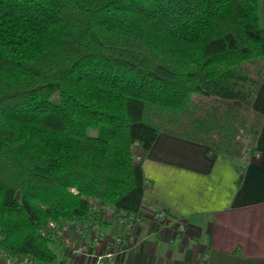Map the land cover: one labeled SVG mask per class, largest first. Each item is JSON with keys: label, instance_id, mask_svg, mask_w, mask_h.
I'll use <instances>...</instances> for the list:
<instances>
[{"label": "trees", "instance_id": "obj_1", "mask_svg": "<svg viewBox=\"0 0 264 264\" xmlns=\"http://www.w3.org/2000/svg\"><path fill=\"white\" fill-rule=\"evenodd\" d=\"M262 58L264 0H0V248L70 264L63 224L144 219L161 132L248 153Z\"/></svg>", "mask_w": 264, "mask_h": 264}, {"label": "crops", "instance_id": "obj_2", "mask_svg": "<svg viewBox=\"0 0 264 264\" xmlns=\"http://www.w3.org/2000/svg\"><path fill=\"white\" fill-rule=\"evenodd\" d=\"M254 108L263 123L247 161L158 135L141 160L146 216L125 229L121 264H264V80ZM77 259L72 264H91Z\"/></svg>", "mask_w": 264, "mask_h": 264}, {"label": "rangeland", "instance_id": "obj_3", "mask_svg": "<svg viewBox=\"0 0 264 264\" xmlns=\"http://www.w3.org/2000/svg\"><path fill=\"white\" fill-rule=\"evenodd\" d=\"M259 65H258V69H263L264 70V58L259 60ZM251 67V66H250ZM252 68V67H251ZM254 71H258L256 68H253ZM197 100L199 102H209L212 101L210 99H205L203 97H198ZM148 117L152 118L153 120H156L152 110L148 111ZM90 132L93 134L97 133V129L95 128H90ZM239 138V136H238ZM240 140H242V142L244 143V145L249 146V150L248 153H243L242 155V160H245V157L248 156V154H252L256 151V137H254L253 134H247V135H241L240 136ZM141 154L140 150L136 151V159L138 161H140L141 158ZM108 216L109 217H115L116 212L110 208H108ZM155 216H157L158 218L163 217L165 214L163 211H158L156 213H154ZM115 222V220L111 223V225L106 228V236L105 239H103L102 241H99V245H98V253L100 254H105L106 252L113 250L114 254L113 257H111V259L108 256L104 257V264H111L113 262V264L117 263V258L116 254H117V248L119 246H122L124 244V240L120 237V235H124L123 238H125V234L123 231H125V229L122 227V223H120V226H118V224ZM183 225V224H182ZM180 229H184L185 227H179ZM130 229L129 227H126V230ZM115 231V232H112ZM121 232V233H120ZM120 233V234H119ZM82 230L75 226L74 223H68V224H63V228H62V240L65 243L66 246V252L68 253L69 257H68V261L70 264L73 263H77L78 259L73 258L72 255H74L75 257H77L76 255H81L82 257H85V260L91 261V255L89 254L90 250H91V242H90V237L91 234H83L82 236ZM84 237V238H83ZM116 237V238H115ZM118 237H120L121 239H118ZM74 238V239H73ZM126 242V240H125ZM80 247V248H79ZM77 248V249H76ZM79 248V249H78ZM76 250V251H74ZM84 259V258H83ZM112 261V262H111Z\"/></svg>", "mask_w": 264, "mask_h": 264}, {"label": "built area", "instance_id": "obj_4", "mask_svg": "<svg viewBox=\"0 0 264 264\" xmlns=\"http://www.w3.org/2000/svg\"><path fill=\"white\" fill-rule=\"evenodd\" d=\"M50 225L55 226V224L53 222H51ZM105 234L106 233L104 231H102L101 229H99L98 231H94L91 234L92 247H91V250L89 252V254L91 255V261H90L91 264H104L103 260H104L105 256H108L110 259H111V257H113V254H114L113 250H110V251L106 252L105 254L98 253L99 241H102L103 239H105V236H106ZM118 239H121V238L118 237ZM74 251H76V250H74ZM0 264H44V263H42V262H40V261L36 260L35 258L28 256V255H24V256L23 255L22 256L21 255H12L9 252L0 248ZM111 264H113V262Z\"/></svg>", "mask_w": 264, "mask_h": 264}, {"label": "water", "instance_id": "obj_5", "mask_svg": "<svg viewBox=\"0 0 264 264\" xmlns=\"http://www.w3.org/2000/svg\"><path fill=\"white\" fill-rule=\"evenodd\" d=\"M19 194H20V192L18 191V193H17V197H19Z\"/></svg>", "mask_w": 264, "mask_h": 264}]
</instances>
